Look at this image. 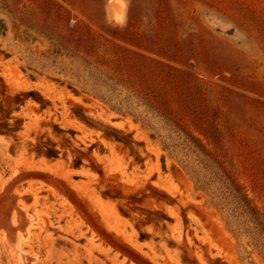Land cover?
I'll return each mask as SVG.
<instances>
[{
    "label": "rangeland",
    "instance_id": "374dc122",
    "mask_svg": "<svg viewBox=\"0 0 264 264\" xmlns=\"http://www.w3.org/2000/svg\"><path fill=\"white\" fill-rule=\"evenodd\" d=\"M0 264H264V0H0Z\"/></svg>",
    "mask_w": 264,
    "mask_h": 264
}]
</instances>
